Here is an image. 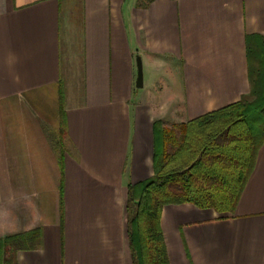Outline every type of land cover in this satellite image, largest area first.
Masks as SVG:
<instances>
[{
  "label": "crops",
  "instance_id": "obj_1",
  "mask_svg": "<svg viewBox=\"0 0 264 264\" xmlns=\"http://www.w3.org/2000/svg\"><path fill=\"white\" fill-rule=\"evenodd\" d=\"M253 36L264 0H0V239L39 233L16 264H132L154 123L248 94ZM160 228L168 264H264V143L233 211L166 205Z\"/></svg>",
  "mask_w": 264,
  "mask_h": 264
},
{
  "label": "trees",
  "instance_id": "obj_2",
  "mask_svg": "<svg viewBox=\"0 0 264 264\" xmlns=\"http://www.w3.org/2000/svg\"><path fill=\"white\" fill-rule=\"evenodd\" d=\"M248 94L192 121H156L154 174L129 186L126 231L132 264H168L160 228L162 208L192 204L233 211L264 143V37L246 43ZM38 231L0 239V264H16L19 250L35 249Z\"/></svg>",
  "mask_w": 264,
  "mask_h": 264
},
{
  "label": "water",
  "instance_id": "obj_3",
  "mask_svg": "<svg viewBox=\"0 0 264 264\" xmlns=\"http://www.w3.org/2000/svg\"><path fill=\"white\" fill-rule=\"evenodd\" d=\"M136 64V77H135V88L141 89L143 86V72H142V62L140 57H136L135 59Z\"/></svg>",
  "mask_w": 264,
  "mask_h": 264
},
{
  "label": "rangeland",
  "instance_id": "obj_4",
  "mask_svg": "<svg viewBox=\"0 0 264 264\" xmlns=\"http://www.w3.org/2000/svg\"><path fill=\"white\" fill-rule=\"evenodd\" d=\"M142 72H143V75H144L143 76V80L145 82H147V73L145 72V69L143 68V66H142ZM144 85H145V83H144ZM168 88L169 89L166 88V90H164V93H162L163 95L165 94V96L170 95V96H173V97H175L176 95H179L180 88H178V87H172V86L171 87H168Z\"/></svg>",
  "mask_w": 264,
  "mask_h": 264
}]
</instances>
